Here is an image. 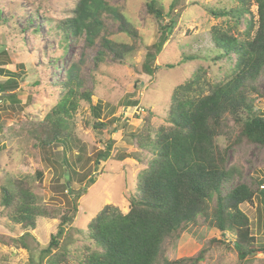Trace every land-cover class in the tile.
<instances>
[{
	"label": "trees",
	"instance_id": "trees-1",
	"mask_svg": "<svg viewBox=\"0 0 264 264\" xmlns=\"http://www.w3.org/2000/svg\"><path fill=\"white\" fill-rule=\"evenodd\" d=\"M237 1L235 9L210 10L217 19L230 17L235 22L233 27L215 26L211 31L218 50L211 61L214 64L225 61L224 64L229 65L226 79L214 82L207 78V70L201 67L174 90L164 125L156 128L154 115L148 112L142 129L132 136L133 150L139 156H129L138 159L143 157L142 153H147L144 155H151L152 159L135 191L130 193V212L124 214L113 205L105 206L88 226L89 245L80 244L75 251L73 257L76 260L82 257L77 264H202L215 248L233 249L241 261L264 252L263 247L257 246L249 216L241 209L243 204L253 205L256 197H262L264 201V182L251 178L249 184L231 187L234 178L241 177L242 168L229 165L228 160L229 151L242 145L264 149V112L256 110L258 98L264 97L258 87L259 80L264 77V0ZM254 4L257 6L256 22L251 10ZM107 6L104 0H82L78 9L80 16L62 21H53L48 15L39 14L38 8L32 13L36 19L44 17L46 26H54L47 33L58 38L61 59L72 37L83 31L89 37L98 33L102 11H115ZM147 8L161 24L169 18V23L160 29L159 41L154 45L156 52L149 53L144 64L145 73L154 77L157 72L154 61L177 26V19L173 16L183 8L178 0L168 13L162 0H148ZM4 9L0 7V28L10 23V19L3 16ZM11 19L18 17L11 14ZM92 22L97 27L92 28ZM241 24L245 26L243 32L238 30ZM233 30L239 34H234ZM32 32L40 33L38 27ZM202 60L206 58L183 55L178 65L167 66L175 68ZM0 74L3 75L4 71ZM42 84V81L38 83ZM52 85L62 91L56 105L43 118L31 115L26 131L21 132L20 125H16L15 136H24L35 149L43 151L61 146V153L56 154L63 157L61 163L65 165L66 175L70 176L64 189L79 198L80 193L76 194L70 185L78 174L76 165L82 164L86 156L85 145L75 135L80 100L90 105L89 113L96 131L106 129L107 124L100 118L102 105L92 102L93 92L88 88L83 92L79 90L83 84L73 77L72 72L67 74L64 82L55 80ZM42 86L45 90L47 84ZM18 87L19 83L12 78L0 82L1 97L5 95L4 98L11 103H19L13 92ZM5 124L1 122L0 126L7 131ZM6 136L7 132L2 139ZM220 137L228 140L226 147L220 146ZM2 139L0 136V143ZM75 150L78 151L76 158ZM111 150L110 143L99 155V160L109 159ZM129 156L120 159L123 161ZM37 177L41 184L42 173L38 172ZM4 178L0 187V213L14 227L19 226L23 235L9 237L0 234V245L27 249L26 236L37 229L40 218L59 220L57 231L51 236L49 245L40 251L37 264H69L71 252L63 247L62 240L75 218L72 211H62L43 203L29 178H15L7 172ZM77 211L78 207L74 205V213ZM203 225L217 230L221 237L210 239L193 257L169 260V247L189 230Z\"/></svg>",
	"mask_w": 264,
	"mask_h": 264
},
{
	"label": "rangeland",
	"instance_id": "rangeland-1",
	"mask_svg": "<svg viewBox=\"0 0 264 264\" xmlns=\"http://www.w3.org/2000/svg\"><path fill=\"white\" fill-rule=\"evenodd\" d=\"M81 1L0 0V7L5 8L4 18L10 19V23L0 28V71H4L3 75L0 74V82L4 83L9 78L18 82L19 87L13 92L20 100L13 104L0 94V99L4 98L0 102V123L5 122L7 130L0 126L1 139L7 132L6 139L0 143V187L5 181V172L15 178L26 177L43 203L62 211H72L75 218L62 240L63 247L71 252L69 264H77L82 259L81 256L78 260L73 257L75 251L80 244L89 245L88 226L105 206L113 205L124 214L130 212V193L135 191L152 159L151 155H144L147 153L135 159L138 153L133 150L132 136L142 129L148 112L153 113L156 128L164 125L174 90L201 67L207 70V78L214 82L226 79L229 65L224 64L225 61L222 64L211 61L218 53L211 31L215 26L233 27L235 22L230 17L217 19L210 10L229 11L238 7L237 0H178L183 11L178 10L179 14L173 16L177 19V26L169 35L170 40L163 51L157 54L153 65L157 72L152 77L145 73L144 64L148 54L156 52L154 45L159 41L160 29L169 23V18L161 24L150 15L148 0H104L109 5L107 7L115 11L104 9L98 33L89 37L83 31L72 37L68 50L59 59L62 51L58 38H52L47 33L54 26H46L45 18L36 19L32 12L38 8L39 14L44 13L53 21L70 20L80 16L78 9ZM162 1L168 13L176 0ZM251 10L256 22L257 6L254 4ZM11 14L18 19H11ZM36 27L39 28V35L32 32ZM93 27H97L94 22ZM244 27L241 24L238 30L243 32ZM233 32L239 34L235 30ZM183 55H199L206 60L168 68L167 65H178ZM47 67L49 69L45 70ZM69 72L83 84L79 89L81 92L85 88L93 92L92 102L102 105L100 118L107 124L106 129L96 131L89 113L90 105L80 100L75 135L85 145L86 156L82 164L76 165L78 174L70 185L76 194L80 193L79 198L75 194L69 195V190L64 189L70 176L66 175L65 165L61 163L63 157L59 158L56 154L61 153L62 147L52 151L35 149L24 136L16 137L14 130L16 125H20V131H26L31 115L43 118L52 110L62 93L52 84L55 80L64 82ZM40 81L42 85L47 84L45 90L38 85ZM258 87L264 92V77L259 80ZM256 110L264 112V97L258 98ZM110 143V158L99 160V155ZM219 143L221 147H226L228 140L220 137ZM77 153L75 150V158ZM124 155L135 157L129 156L122 161L120 157ZM228 160L229 165L242 168L241 177L234 178L231 187L249 184L251 178L264 182V149L242 145L229 151ZM38 172L42 173L41 184ZM74 205L78 207L75 213ZM241 209L252 222L257 246L264 248L263 198L256 197L253 205L246 203ZM58 224L59 220L40 218L37 229L26 236L27 249L0 245V264H37L40 251L49 245ZM0 234L15 237L22 236L23 232L0 213ZM214 237L219 239L221 234L207 225L191 229L169 247L168 259L193 257ZM232 250L215 248L202 264H264L262 251L251 259L241 261L237 252Z\"/></svg>",
	"mask_w": 264,
	"mask_h": 264
},
{
	"label": "water",
	"instance_id": "water-1",
	"mask_svg": "<svg viewBox=\"0 0 264 264\" xmlns=\"http://www.w3.org/2000/svg\"><path fill=\"white\" fill-rule=\"evenodd\" d=\"M67 179H69V177H67ZM68 186H69V184H68Z\"/></svg>",
	"mask_w": 264,
	"mask_h": 264
}]
</instances>
